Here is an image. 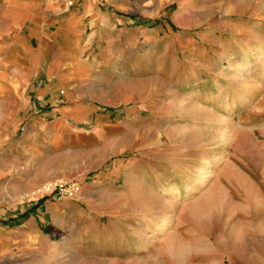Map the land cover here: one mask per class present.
<instances>
[{
	"label": "rangeland",
	"instance_id": "rangeland-1",
	"mask_svg": "<svg viewBox=\"0 0 264 264\" xmlns=\"http://www.w3.org/2000/svg\"><path fill=\"white\" fill-rule=\"evenodd\" d=\"M152 8L148 42L113 75L117 102L99 110L102 164L16 189L7 152L28 121L0 127V264H264V0ZM47 182L80 192L27 196Z\"/></svg>",
	"mask_w": 264,
	"mask_h": 264
},
{
	"label": "crops",
	"instance_id": "crops-1",
	"mask_svg": "<svg viewBox=\"0 0 264 264\" xmlns=\"http://www.w3.org/2000/svg\"><path fill=\"white\" fill-rule=\"evenodd\" d=\"M155 3L0 0V127L28 121L25 134L7 152L13 153L9 171L16 189L86 176L102 164L113 142L99 110L117 102L113 75L118 63L131 61L126 49L148 42L150 22L159 17ZM131 94L125 92L123 100H131ZM5 170L0 168V177ZM121 170L115 168L114 174ZM132 172L127 171L118 196L132 191Z\"/></svg>",
	"mask_w": 264,
	"mask_h": 264
},
{
	"label": "built area",
	"instance_id": "built-area-1",
	"mask_svg": "<svg viewBox=\"0 0 264 264\" xmlns=\"http://www.w3.org/2000/svg\"><path fill=\"white\" fill-rule=\"evenodd\" d=\"M80 192L78 182H47L29 192L27 196L40 197L46 193H55L60 196L75 197Z\"/></svg>",
	"mask_w": 264,
	"mask_h": 264
},
{
	"label": "bare ground",
	"instance_id": "bare-ground-1",
	"mask_svg": "<svg viewBox=\"0 0 264 264\" xmlns=\"http://www.w3.org/2000/svg\"><path fill=\"white\" fill-rule=\"evenodd\" d=\"M262 50H264V49H262ZM149 264V263H148Z\"/></svg>",
	"mask_w": 264,
	"mask_h": 264
}]
</instances>
